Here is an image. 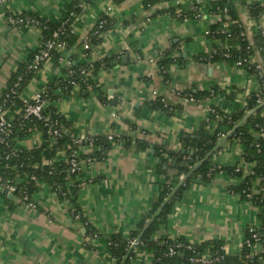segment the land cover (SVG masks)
<instances>
[{"label":"crops","instance_id":"0c3cea01","mask_svg":"<svg viewBox=\"0 0 264 264\" xmlns=\"http://www.w3.org/2000/svg\"><path fill=\"white\" fill-rule=\"evenodd\" d=\"M72 1L14 0L0 8V99L9 89L11 77L31 62L43 42L39 29L15 28L7 22L8 17L34 15L58 23ZM148 1L91 0L89 5H83L76 28L80 39L89 37L99 20L106 17L109 23L89 59L102 62L92 75L98 91L74 89L50 102L46 111L59 115L75 139L97 140L112 134L120 139L108 141L109 150L94 160L87 158L96 152L94 144L85 143L76 151L79 158L86 159H80L82 169L69 182L78 183L75 204L62 197V187L56 192L44 181L38 183L32 195L37 210L28 209L17 194L0 188V264H124L113 257L110 241L113 237L131 240L152 210L165 178L156 170L164 158L171 162L168 152H179L182 140L195 137L205 124L215 125L209 107L223 115L240 111L252 114L247 107L249 99L258 94L257 77L234 63L205 60L213 49L223 47L220 40L205 34L221 19L210 10L219 0H169L150 11L145 6ZM232 2L252 45L253 58L264 65L260 33L264 30V0ZM194 4L210 14L204 19L179 20V11L190 13ZM255 4L261 8L258 18L250 15ZM240 45L237 37L229 44L234 49ZM72 53L77 55V64L86 61L81 45L73 48ZM164 60H172L167 81L159 70ZM59 78H68L66 66L51 59L24 87L20 98L31 101ZM157 92L168 97L172 109L152 107ZM178 93L195 94L202 103L185 102ZM9 115L14 121L18 115L25 119L19 106L10 110ZM20 125L13 140L16 149L36 150L47 142L37 128L19 135ZM230 135L218 143L214 163L229 168L245 165L243 147ZM68 159L65 151L58 152L45 167L56 168ZM169 172L175 174L172 169ZM237 183L229 172L219 171L209 183L192 184L153 240L169 238L198 245L215 242L229 255H240L247 228L259 225L260 218L250 201L230 191L231 185ZM74 206L79 209V220L73 217ZM130 252V264H154L153 252L145 247L132 245Z\"/></svg>","mask_w":264,"mask_h":264},{"label":"trees","instance_id":"16d2710c","mask_svg":"<svg viewBox=\"0 0 264 264\" xmlns=\"http://www.w3.org/2000/svg\"><path fill=\"white\" fill-rule=\"evenodd\" d=\"M90 1L91 0H73L71 3H68L65 15L58 23L49 22L34 15H27L28 17L40 20L43 23V40H46V38H48L53 31L58 29L63 22H66L64 26L65 34L61 38L66 43V47L61 51L53 50L51 53V58L55 59L58 64H60V59L62 57H69L75 60L77 55L72 53V50L77 46L79 47L83 41V39H80L76 35V28L78 26L80 15L84 10V7L79 8V5L87 6ZM163 1L169 0H150L145 5L146 9L150 11L154 6L161 4ZM214 9L215 13L221 16V19L217 22V24H213V26H211V38L213 40L221 41L223 47H219L217 49H220L219 51L222 52L227 45L229 46L231 41V39H228L223 33V25L229 21L239 20L240 16L232 0H219ZM225 9L228 10L227 13L224 12ZM260 12L261 8L257 6V4L251 6L250 15L252 17L258 18ZM173 15H175L174 12ZM187 15L189 18L193 17L190 13H187ZM179 20L184 21V16H179ZM102 21H105V24L100 26V22ZM108 28L109 23L106 17L99 20L94 27L92 34L89 36L91 49L84 51L86 61L79 64L76 63L77 65L73 67L74 72L68 75V78H59L54 83L46 87L47 95L51 102L58 101L61 94H67L74 90L75 88L72 85V82H75V84L78 85L81 92L89 88H91V90L98 91L93 83L92 75L101 68L100 66L102 62L89 61V59L92 57L93 49L100 45L101 36L108 30ZM230 30L234 34V38L237 37L238 42L241 43L240 48L231 49L233 57L229 60L224 59L220 55L213 58L208 55L205 58L206 61H225L232 65L233 63L235 64V60L238 56L245 54V43L239 38L241 30L235 26H231ZM95 31L99 34H95ZM171 62L172 60H164L159 66L160 73L164 76L165 81L169 79L167 70ZM31 63L32 60L28 65L26 64L21 66L11 77L10 87L0 99V108L3 107L12 111L19 106L22 110L24 109L25 104L20 98L21 91L38 72L29 68ZM119 63H121L120 59ZM83 71H85L88 76H84V74H82ZM19 78H22V82L17 88H14ZM13 89H16V93H12ZM58 90H60L61 93H58ZM189 94H191L195 99L201 100L198 98L199 96L192 93ZM7 95L9 96L7 97ZM152 107L167 111L172 109L173 104L169 101L167 96L157 92V97L152 102ZM247 110L253 111L252 114L247 115L246 111H240L235 115H231V119H228L227 117L216 119L215 115H211V121H214L215 125H211L209 123V125L205 124L195 137L185 138L182 140V149L179 152H168L171 162H169L168 158H164L156 170L158 174L163 175L165 178L162 183L160 196L154 203L152 210L141 221L137 231L132 234L131 240H121L118 237H113L110 241L109 248L113 257L116 258L119 263L124 262V264H130V259L133 255V253L130 252L132 242L137 241L139 239V235L143 231V236L140 238L137 246L145 247L147 250L153 252L154 264H189L188 260L191 256L208 252L213 254V257L215 256V252L220 247L217 246L219 244H216L215 242H204L203 244H200L195 253L188 249H177V253L170 256L168 252L171 247L175 246L177 242L186 243L187 241L172 240L169 238L162 239L163 242L155 241L153 240V236L159 231L162 225L166 224L168 216L180 202L184 192L189 189L192 184L197 181L201 183H209L219 171L229 172L233 179L238 181L237 184L231 185L230 191L232 193L240 195L244 201L249 200L245 193L247 192V189L254 185L259 178H264V103L259 105L257 102V95H253L249 99ZM46 114L50 117V120L61 123L63 126L62 136L60 138L56 137L55 139H51L44 124L36 121L28 122L25 119L21 120L20 115L16 116L14 121V131L11 139L4 144H0V179L1 182L16 183L18 190L15 194H17L20 198L24 193L32 196L37 189L38 183L44 181L50 184L56 192H59L60 187H62V197L72 204H75L79 187L77 185L78 183H75L74 185H70L69 183L72 178L77 175L71 173L69 162L56 168H46V162L53 160L58 152L64 151L69 155V158H71L72 153L80 150V147H82L85 143H92L95 147H97L96 152L91 155V157H87L94 160L98 155H100V153L109 150L110 145L107 137L97 140L89 139L81 145H77L74 143L75 138L71 136L69 125H66L64 120L59 115H49L47 111ZM18 124H21L20 126L22 129L19 135L22 136L23 134H27L31 129L37 128L43 132L47 142L36 150L17 151L13 140L17 134L16 127ZM229 134H231L230 139L238 140L241 143L244 151L245 162L253 166L252 169L254 174L244 176L242 173H234L235 167H221L214 163L218 143L223 137L228 136ZM126 140L127 138H124L123 141ZM139 145L143 146V142L139 141ZM127 146L129 145L127 144ZM12 153L15 154L12 155ZM7 156H9L8 159ZM80 159L84 160L86 157L81 156ZM175 162L176 165H174ZM198 164H200V166L195 170ZM171 169L175 171V174L172 175L169 172ZM184 177L186 179L181 181ZM17 178L26 180L23 182H17ZM258 188L264 190V179L260 181ZM253 200V204L258 208L260 221H264V204L260 203V201L256 200V198H253ZM162 206L163 208L161 213L154 219L153 223L147 227L149 220L154 217L156 211ZM74 207L75 209L72 214L76 220L77 215L80 213L78 207ZM93 235L94 234H92V236ZM247 253L248 251L244 246L242 247L240 255H228L220 264H255L251 260L247 259Z\"/></svg>","mask_w":264,"mask_h":264},{"label":"built area","instance_id":"2783aa9c","mask_svg":"<svg viewBox=\"0 0 264 264\" xmlns=\"http://www.w3.org/2000/svg\"><path fill=\"white\" fill-rule=\"evenodd\" d=\"M12 1L14 0H0V8H4ZM177 3L180 4V1H177ZM82 7L84 6L79 5V8ZM210 10L212 11V13L215 12L214 8H211ZM227 11H228L227 9L224 10L225 13H227ZM179 12L181 15L184 16L185 21L189 19L187 13L181 11ZM208 13L210 14V11L209 10L204 11L199 4H194L193 6L190 7V14L193 16L194 19H204ZM180 14L178 13V16H181ZM7 22L9 23L10 26H13L15 28L35 27L39 29L41 34L44 29L43 23L40 20L30 18L24 14L10 16L8 17ZM65 24L66 22H63L58 29L53 31L51 35L48 38H46V40H43L41 47L39 48V50L32 59V63L29 67L30 69L39 71L47 61L52 59L51 53L53 50L61 51L66 47V43L61 39L62 36L65 34V30H64ZM104 24L105 21L100 22V26ZM231 26H235L241 30L239 33V38L242 42L245 43L244 45L245 54L237 57V59L235 60V66L238 68H243L257 77L259 81L257 102L259 105H262L264 103V65L261 62L257 61L255 58H253L252 45L248 41V35L244 29L243 24L239 20L229 21L223 25V33L227 36V38L228 39L234 38V34L230 30ZM260 33L261 36L263 37L262 52L264 53V30H261ZM95 34H99V33L95 31ZM205 34L208 38L209 37L211 38L212 36L211 30L206 31ZM81 46L83 51L82 57L85 59L86 55L84 51L91 49L89 37H85L83 39ZM232 48H233L232 46H227L224 48L222 52L219 51L220 49L217 48L213 49L212 52L209 54V56L213 58L217 55H220L224 59L229 60L233 57L231 52ZM60 63L66 66L68 75L74 72L73 67L77 65L76 61L69 57H62L60 59ZM82 74H84V76L86 75L88 76V74L85 71H83ZM21 82H22V78H19L14 88H17ZM72 85L74 86L75 89L79 88L78 85L75 84V82H72ZM12 93H16V89H13ZM155 95H157V93H155ZM8 96L9 95H7V97ZM178 97L184 99L185 102H194L199 104L202 103L201 100L195 99L191 94L182 95L181 93H178ZM50 102L51 101L48 98L46 89H43L42 91L37 93L31 101H23V103L25 104L23 109V115L27 121L30 122L36 121L41 124H44V126L47 128V133L49 134L51 139H55L56 137L60 138L62 136L63 126L58 121L50 120V117L46 114L47 105ZM9 113H10L9 109L3 107L0 108V135H1L0 144L6 143L8 140L11 139L13 135L14 119L10 117ZM208 113L210 115H215L216 119H222L225 117L231 119L230 115H221L222 113L219 112L215 107H209ZM107 139L110 142H115V141H119L120 137L118 135L112 134L109 135ZM85 141H87V138L84 137L74 139V143L77 145L82 144ZM16 150L20 151V149H16ZM13 154L15 153H12V155ZM8 158L9 156H7V159ZM68 160H69L68 162L71 173L79 174L82 169V161L78 157L77 152L74 151L71 155V158H69ZM252 168L253 166L248 163H246L245 165H238L235 167L234 173H242L244 176H249L254 174ZM263 179H264L263 177L259 178V180L255 182L254 185L249 187L247 189V192H245L249 199L248 201H250L252 204H253L252 201H254L253 198H256V200H259L260 203L264 204V190L258 188L260 181H262ZM0 188L11 194H15L18 190L16 183L1 182V179H0ZM20 200L28 209L30 210L38 209V206L33 201L32 196L28 195L27 193H24L23 196L20 198ZM79 219H80V214L77 215L76 217V220ZM138 243L139 241H133L132 245L136 246L138 245ZM198 246H199L198 244L189 241H187L186 243L177 242L175 246L169 249L168 254L170 256L175 255L177 253V249H188L195 253ZM244 246L248 251L246 255L248 260H251L255 264H264V221H260L259 225L257 226H249L247 228L243 242V247ZM228 255L229 253L226 252V249L223 246H220L215 252L214 257L213 254L209 252L204 254H195L194 256H191L189 258L188 263L189 264H220Z\"/></svg>","mask_w":264,"mask_h":264},{"label":"water","instance_id":"95a60500","mask_svg":"<svg viewBox=\"0 0 264 264\" xmlns=\"http://www.w3.org/2000/svg\"><path fill=\"white\" fill-rule=\"evenodd\" d=\"M124 60L126 61V58H124ZM190 154H192V153H190ZM174 165H176V162L174 163ZM200 166V164H198L197 166H196V168H195V170L198 168ZM153 222V220L150 222V224Z\"/></svg>","mask_w":264,"mask_h":264},{"label":"rangeland","instance_id":"374dc122","mask_svg":"<svg viewBox=\"0 0 264 264\" xmlns=\"http://www.w3.org/2000/svg\"><path fill=\"white\" fill-rule=\"evenodd\" d=\"M189 242H191V241H189ZM193 243V242H192Z\"/></svg>","mask_w":264,"mask_h":264}]
</instances>
